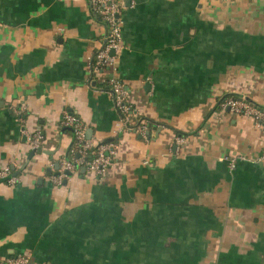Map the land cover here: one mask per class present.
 <instances>
[{
  "label": "crops",
  "instance_id": "obj_1",
  "mask_svg": "<svg viewBox=\"0 0 264 264\" xmlns=\"http://www.w3.org/2000/svg\"><path fill=\"white\" fill-rule=\"evenodd\" d=\"M126 7L118 75L157 124L147 138L124 131L94 74L105 27L87 0H0V168L18 178L0 184V261L264 264V128L221 108L228 95L264 106V0ZM65 112L116 144L105 176L53 182L76 148Z\"/></svg>",
  "mask_w": 264,
  "mask_h": 264
},
{
  "label": "built area",
  "instance_id": "obj_2",
  "mask_svg": "<svg viewBox=\"0 0 264 264\" xmlns=\"http://www.w3.org/2000/svg\"><path fill=\"white\" fill-rule=\"evenodd\" d=\"M91 7V12L105 27L104 44L101 50L96 53L94 61V74L99 80L106 84L113 97L115 108L121 115V122L124 131L134 132L143 138L149 135V125L142 121L139 110L128 101V91L125 83L118 75V60L124 50L123 41V20L122 15L126 10V0H87ZM221 108L224 111L242 116L252 120L259 127L264 128V106L251 103L242 97H230L222 100ZM63 126L73 132V139L78 158L69 159L62 157L58 160V170L53 176V182L61 185L68 181L69 174L76 175L81 168H85L89 173L103 177L113 166L117 155V146L114 143H98L87 138V130L83 122L69 112L64 113ZM22 134L26 136L34 150L42 147L43 138L39 132L29 133L25 123ZM178 143H183L184 139L178 137ZM244 159L243 157H239ZM229 161L232 168L235 167L238 158H223ZM4 181V182H2ZM8 183L16 185L18 178L14 176L10 167L0 168V184ZM0 264H33L30 256L20 255L10 258L7 261H0Z\"/></svg>",
  "mask_w": 264,
  "mask_h": 264
},
{
  "label": "trees",
  "instance_id": "obj_3",
  "mask_svg": "<svg viewBox=\"0 0 264 264\" xmlns=\"http://www.w3.org/2000/svg\"><path fill=\"white\" fill-rule=\"evenodd\" d=\"M230 97H237V96H235V95H230V96H229V95H228V96L223 97L222 100L224 101L225 99L230 98ZM142 121L148 123V125H149V129H150L149 131H151L152 128L157 127V124H155V123L152 122V121L145 120L143 117H142ZM71 133L73 134L72 130H71ZM74 143H75V142H74ZM75 145H76V144H75ZM76 155H77V152L72 153V154L69 155L68 158H69V159L76 158Z\"/></svg>",
  "mask_w": 264,
  "mask_h": 264
},
{
  "label": "water",
  "instance_id": "obj_4",
  "mask_svg": "<svg viewBox=\"0 0 264 264\" xmlns=\"http://www.w3.org/2000/svg\"><path fill=\"white\" fill-rule=\"evenodd\" d=\"M240 97V96H239ZM245 100H247V101H249V102H251V103H254L251 99H249V98H245ZM34 153V152H33ZM33 155V154H32ZM59 167V166H58ZM69 176L71 177L72 176V174H69ZM2 182H4V181H2ZM1 182V183H2Z\"/></svg>",
  "mask_w": 264,
  "mask_h": 264
}]
</instances>
